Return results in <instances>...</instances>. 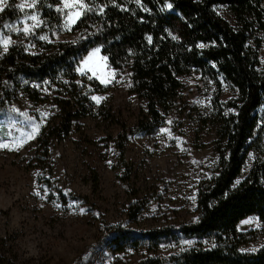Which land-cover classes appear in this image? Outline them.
Listing matches in <instances>:
<instances>
[{
    "label": "rangeland",
    "instance_id": "1",
    "mask_svg": "<svg viewBox=\"0 0 264 264\" xmlns=\"http://www.w3.org/2000/svg\"><path fill=\"white\" fill-rule=\"evenodd\" d=\"M15 1V6L25 2ZM33 11L40 16L37 9L19 10L17 22ZM218 11L231 19L223 8ZM43 26L28 36L3 31L6 38L24 44L28 53L38 52L40 42L77 39L63 23L58 31L43 30ZM258 36V57L264 61V33ZM97 48L99 53L83 65L93 71H78L84 58ZM101 49L91 48L79 60L76 72L80 80L92 77L109 88L88 93L93 111L74 120L61 139L49 137L43 144L46 133L40 131L27 138L33 124L40 129L58 120L55 104H34L19 95L8 104L6 113H0V128L7 122V130L18 131L17 135L0 134V143L9 144L0 148V264H149L151 259L167 258L194 243L186 239L117 251L110 242L98 240L104 228L114 225L146 231L197 220L198 185L214 173L219 116L232 111L225 103L235 98V91L226 82L220 80L217 85L197 72L182 75L176 102L160 110L156 129L136 131L139 121H145L146 101L130 91L128 71L114 69L108 58L102 59L107 56ZM101 79L112 82L101 83ZM90 88L89 84L82 93ZM93 96L105 99L96 103ZM124 132L121 158L117 146ZM22 137L23 146L16 148L14 141ZM43 145L48 153L40 159ZM254 158L255 153L249 151L234 185L246 176ZM245 220L251 222L245 224ZM240 222V232H254L240 251L253 252L264 246V221L252 215Z\"/></svg>",
    "mask_w": 264,
    "mask_h": 264
},
{
    "label": "trees",
    "instance_id": "2",
    "mask_svg": "<svg viewBox=\"0 0 264 264\" xmlns=\"http://www.w3.org/2000/svg\"><path fill=\"white\" fill-rule=\"evenodd\" d=\"M263 1L95 0L96 8L107 6L103 13L89 12L72 26L75 41L40 42L36 53H28L20 42L4 52L0 44V113H6L19 95L34 104L52 103L59 108L58 120L39 129L46 133L43 144L49 137L61 139L74 120L93 111L88 93L109 88L93 78L80 80L76 72L79 60L95 46L102 48L114 69L128 71L130 91L146 101L145 121H139L136 131L156 129L160 110L176 102L182 75L197 72L206 81L217 85L224 81L235 91V98L225 103L232 111L219 116L214 173L198 185L197 220L146 231L114 225L104 228L98 241H108L120 251L194 240L174 255L151 259L149 264H264V246L240 251L254 232L237 228L248 216L264 221V61L256 48L259 33H264ZM15 2L11 0L0 13L1 30L4 23L17 22L20 12ZM58 5V0H42L37 6L46 21L41 29L61 28ZM221 8L231 19L218 11ZM89 84L90 90L82 93ZM5 124L0 134H18ZM124 135L117 146L121 158ZM251 150L255 153L252 165L234 185ZM46 153L43 145L39 158Z\"/></svg>",
    "mask_w": 264,
    "mask_h": 264
},
{
    "label": "snow or ice",
    "instance_id": "3",
    "mask_svg": "<svg viewBox=\"0 0 264 264\" xmlns=\"http://www.w3.org/2000/svg\"><path fill=\"white\" fill-rule=\"evenodd\" d=\"M137 3L140 2V0H136ZM42 3V0H25V2L20 3L16 5L15 7L18 8L21 12H24L25 8L28 9H36L39 4ZM59 6L56 7V11L61 13V15L64 17L63 25L66 30H71V27L75 24H77L84 16H86L89 12H95L99 11L100 13H103L104 7L96 8L95 0H58ZM8 6V0H0V12H3L5 10V7ZM168 8H171L172 5L168 4ZM31 22V23H29ZM46 23V21L42 20L38 14V12L33 11L31 14L25 13L23 20L18 21L15 24L12 23H4L2 25V30H0V44L3 45V51L7 52L9 45L15 43L13 40H11L10 37L6 38L4 31L7 30L8 33L12 32H18L23 33L25 36L31 35L34 33L36 28H39L41 24ZM22 25V27H21ZM40 39H47L45 36H40ZM149 41H151V37L148 38ZM203 47V45H201ZM100 49L97 48L93 50V52L89 53L88 57L84 58L82 61V67L78 69V71L84 72V71H93V69L88 68L85 69L83 65H88L89 62L92 60V57L99 53ZM103 60H107V57H102ZM95 75V72H94ZM90 79L92 77H89ZM112 79H115V73L112 74ZM112 79H101V83H111ZM92 99L96 103H100L105 97L101 96H93ZM31 119V118H29ZM39 131V125L33 124L32 125V132L27 135L28 139H32L35 136V133ZM162 132H168L167 129H161ZM25 142L24 138L22 137L20 141L15 142L14 145L16 148H19L23 146V143ZM9 144L7 143H0V148H8ZM251 220H245L243 223L247 224L250 223Z\"/></svg>",
    "mask_w": 264,
    "mask_h": 264
},
{
    "label": "crops",
    "instance_id": "4",
    "mask_svg": "<svg viewBox=\"0 0 264 264\" xmlns=\"http://www.w3.org/2000/svg\"><path fill=\"white\" fill-rule=\"evenodd\" d=\"M241 223H242V222H239V223L237 224V228H239V229H242V228H243V226L241 225Z\"/></svg>",
    "mask_w": 264,
    "mask_h": 264
}]
</instances>
